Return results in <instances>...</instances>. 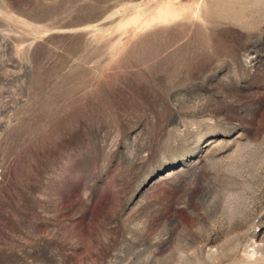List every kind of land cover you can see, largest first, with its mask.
<instances>
[{"label":"rangeland","instance_id":"1","mask_svg":"<svg viewBox=\"0 0 264 264\" xmlns=\"http://www.w3.org/2000/svg\"><path fill=\"white\" fill-rule=\"evenodd\" d=\"M0 264H264V0H0Z\"/></svg>","mask_w":264,"mask_h":264},{"label":"bare ground","instance_id":"2","mask_svg":"<svg viewBox=\"0 0 264 264\" xmlns=\"http://www.w3.org/2000/svg\"><path fill=\"white\" fill-rule=\"evenodd\" d=\"M199 3V2H198ZM177 4H181V2H178ZM208 5V4H207ZM198 5H196V9L198 8L197 7ZM181 7V6H180ZM209 7V6H208ZM159 10V15L164 17V18H167L168 21H174L176 19H179L178 16H179V7H175V8H167V7H163V8H160L158 9Z\"/></svg>","mask_w":264,"mask_h":264}]
</instances>
